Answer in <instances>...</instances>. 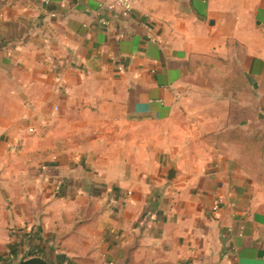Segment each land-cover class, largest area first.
<instances>
[{"label":"crops","instance_id":"obj_1","mask_svg":"<svg viewBox=\"0 0 264 264\" xmlns=\"http://www.w3.org/2000/svg\"><path fill=\"white\" fill-rule=\"evenodd\" d=\"M233 71L264 127V0H0V264H264Z\"/></svg>","mask_w":264,"mask_h":264},{"label":"trees","instance_id":"obj_2","mask_svg":"<svg viewBox=\"0 0 264 264\" xmlns=\"http://www.w3.org/2000/svg\"><path fill=\"white\" fill-rule=\"evenodd\" d=\"M220 84L226 91L237 94L238 101L229 108L227 131L212 138L213 146L221 153L225 146H233L237 151L234 164L248 176L255 177L264 152V127L259 109L253 103L257 94L238 72L235 75L233 71Z\"/></svg>","mask_w":264,"mask_h":264},{"label":"water","instance_id":"obj_3","mask_svg":"<svg viewBox=\"0 0 264 264\" xmlns=\"http://www.w3.org/2000/svg\"><path fill=\"white\" fill-rule=\"evenodd\" d=\"M167 174H168V180H170V175L172 174V170L168 171ZM30 254H31L30 241L20 240L16 259L10 264H49L42 256L31 257ZM50 262L54 264L55 260L50 258Z\"/></svg>","mask_w":264,"mask_h":264},{"label":"built area","instance_id":"obj_4","mask_svg":"<svg viewBox=\"0 0 264 264\" xmlns=\"http://www.w3.org/2000/svg\"><path fill=\"white\" fill-rule=\"evenodd\" d=\"M131 0H108L111 7L121 6L123 8H127L129 6Z\"/></svg>","mask_w":264,"mask_h":264}]
</instances>
